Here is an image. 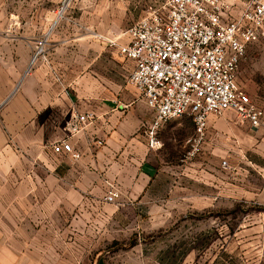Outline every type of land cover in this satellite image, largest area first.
I'll return each instance as SVG.
<instances>
[{
  "label": "rangeland",
  "instance_id": "1",
  "mask_svg": "<svg viewBox=\"0 0 264 264\" xmlns=\"http://www.w3.org/2000/svg\"><path fill=\"white\" fill-rule=\"evenodd\" d=\"M160 1L0 0V32L31 50L25 75L65 83L78 102L130 103L105 114L102 133L87 141L100 162L89 163L82 204L63 215L72 159L56 155L62 215L31 216L26 204L13 219L31 231L21 235L41 243L35 249L58 263L264 264V116L252 127L233 110L211 115L199 138L185 115L162 127L161 148L146 146L140 122L151 114L118 49L124 32ZM238 81L264 113V37L249 46ZM129 113L135 125L122 138ZM114 188L119 195L109 201Z\"/></svg>",
  "mask_w": 264,
  "mask_h": 264
},
{
  "label": "built area",
  "instance_id": "2",
  "mask_svg": "<svg viewBox=\"0 0 264 264\" xmlns=\"http://www.w3.org/2000/svg\"><path fill=\"white\" fill-rule=\"evenodd\" d=\"M124 35L127 41L119 50L135 64L129 80L153 112L151 122L142 126L150 150L161 148L162 127L185 115L199 138L205 136L210 116L227 110L252 127L261 124L263 111L238 79L249 46L264 37V0H162ZM93 120V112L76 111L71 135ZM96 143L103 145V140ZM52 149L72 160L82 157L68 136ZM118 195L114 188L107 199L115 201Z\"/></svg>",
  "mask_w": 264,
  "mask_h": 264
},
{
  "label": "crops",
  "instance_id": "3",
  "mask_svg": "<svg viewBox=\"0 0 264 264\" xmlns=\"http://www.w3.org/2000/svg\"><path fill=\"white\" fill-rule=\"evenodd\" d=\"M126 41L125 37L122 44ZM119 53L122 55L119 61L128 74L131 73L134 62L118 49ZM30 56V48H21L13 33L0 32V264H67L58 263L56 255H42L34 247L41 243L21 235L31 231L25 228L27 226H19L13 218L26 204L32 210L31 216L62 215L57 208L59 169L52 145L67 136L82 151V157L68 163V187L63 188L66 207L62 210L63 215H68L73 207L82 204L89 191V163L93 161L99 165L100 162L98 156L93 154L95 150L88 154L87 141L93 133H102L100 119L105 114L120 112L130 103L112 99L97 100L94 104L91 99L80 102L69 99L65 83L62 87L56 81L41 79L36 73L25 75V65ZM124 82H128V79ZM139 100L151 114L140 122L145 137L142 126L151 122L153 112L141 95ZM76 111L93 112L95 120L72 136L69 124ZM134 117L135 113H129L123 121L120 127L123 134L118 133L120 137L129 135L135 125ZM116 137L114 134L113 139L110 138L111 145ZM146 146L148 148L147 140ZM108 150L113 151L110 147ZM92 177L94 179L95 175ZM97 264L104 263L101 261Z\"/></svg>",
  "mask_w": 264,
  "mask_h": 264
},
{
  "label": "bare ground",
  "instance_id": "4",
  "mask_svg": "<svg viewBox=\"0 0 264 264\" xmlns=\"http://www.w3.org/2000/svg\"><path fill=\"white\" fill-rule=\"evenodd\" d=\"M36 60V56L33 57V61Z\"/></svg>",
  "mask_w": 264,
  "mask_h": 264
}]
</instances>
